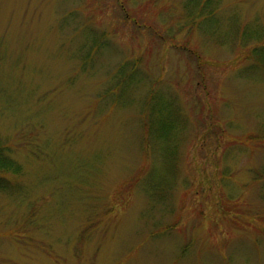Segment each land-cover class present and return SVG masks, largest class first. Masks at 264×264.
Segmentation results:
<instances>
[{
    "label": "rangeland",
    "instance_id": "1",
    "mask_svg": "<svg viewBox=\"0 0 264 264\" xmlns=\"http://www.w3.org/2000/svg\"><path fill=\"white\" fill-rule=\"evenodd\" d=\"M4 154L0 264H264V0H0Z\"/></svg>",
    "mask_w": 264,
    "mask_h": 264
},
{
    "label": "trees",
    "instance_id": "2",
    "mask_svg": "<svg viewBox=\"0 0 264 264\" xmlns=\"http://www.w3.org/2000/svg\"><path fill=\"white\" fill-rule=\"evenodd\" d=\"M119 74L121 76L120 77V80L118 79V82H116V86L119 87L121 85L124 84L125 80L127 78H129L131 75H133V71L131 70L128 75L127 74H123L122 71L119 72ZM123 76V78H121ZM153 111H155V108L153 107L152 108ZM150 120V119H149ZM161 137V136H159ZM18 165L16 163H14L13 160H11L10 157H8L7 155L4 154V156L1 157L0 155V171L5 173V172H10V173H17L18 171ZM6 183L2 184L0 183V187H6Z\"/></svg>",
    "mask_w": 264,
    "mask_h": 264
}]
</instances>
